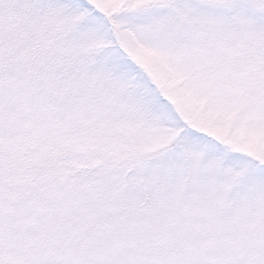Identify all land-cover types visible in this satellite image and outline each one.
I'll list each match as a JSON object with an SVG mask.
<instances>
[{
    "label": "snow or ice",
    "instance_id": "obj_1",
    "mask_svg": "<svg viewBox=\"0 0 264 264\" xmlns=\"http://www.w3.org/2000/svg\"><path fill=\"white\" fill-rule=\"evenodd\" d=\"M0 264H264V0H0Z\"/></svg>",
    "mask_w": 264,
    "mask_h": 264
}]
</instances>
